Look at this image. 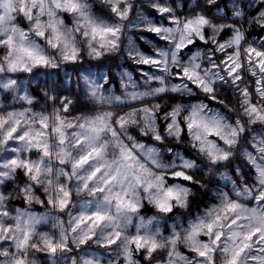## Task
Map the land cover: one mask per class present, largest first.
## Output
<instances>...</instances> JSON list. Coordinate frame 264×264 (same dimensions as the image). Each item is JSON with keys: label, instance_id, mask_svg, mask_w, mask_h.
Wrapping results in <instances>:
<instances>
[{"label": "snow or ice", "instance_id": "1", "mask_svg": "<svg viewBox=\"0 0 264 264\" xmlns=\"http://www.w3.org/2000/svg\"><path fill=\"white\" fill-rule=\"evenodd\" d=\"M0 264H264V0H0Z\"/></svg>", "mask_w": 264, "mask_h": 264}, {"label": "trees", "instance_id": "2", "mask_svg": "<svg viewBox=\"0 0 264 264\" xmlns=\"http://www.w3.org/2000/svg\"><path fill=\"white\" fill-rule=\"evenodd\" d=\"M220 2L223 4V3H226L227 0H220Z\"/></svg>", "mask_w": 264, "mask_h": 264}, {"label": "clouds", "instance_id": "3", "mask_svg": "<svg viewBox=\"0 0 264 264\" xmlns=\"http://www.w3.org/2000/svg\"><path fill=\"white\" fill-rule=\"evenodd\" d=\"M203 179H204L205 181H207V180L209 179V177H203Z\"/></svg>", "mask_w": 264, "mask_h": 264}]
</instances>
